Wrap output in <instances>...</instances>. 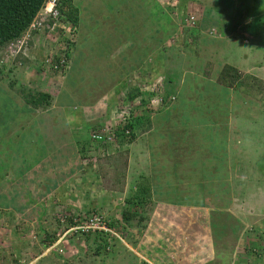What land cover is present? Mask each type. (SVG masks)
I'll return each mask as SVG.
<instances>
[{"label":"rangeland","instance_id":"rangeland-1","mask_svg":"<svg viewBox=\"0 0 264 264\" xmlns=\"http://www.w3.org/2000/svg\"><path fill=\"white\" fill-rule=\"evenodd\" d=\"M250 1L261 2L56 0L55 17L44 3L0 46V264H148L150 195L144 179L125 184L129 146L158 128L169 146L183 133L208 153L215 112L234 159L213 186L208 264H264V83L229 65L224 47L255 13ZM124 110L131 139L118 133L108 154L96 146L84 170L90 134Z\"/></svg>","mask_w":264,"mask_h":264},{"label":"crops","instance_id":"crops-1","mask_svg":"<svg viewBox=\"0 0 264 264\" xmlns=\"http://www.w3.org/2000/svg\"><path fill=\"white\" fill-rule=\"evenodd\" d=\"M252 4L255 13L245 20L247 26L225 38L226 61L264 83V0ZM243 29L247 33H243ZM156 79L157 75L152 80ZM183 85L191 87L190 84ZM226 99L220 97L224 103ZM229 112L231 114L230 107ZM228 114V111L224 113L225 116ZM220 115L215 112L209 117V121H218V124H212L214 129L210 137H219V140L215 142L217 147L207 149L208 153H193L186 144L190 137L183 133L171 139L169 146L166 136L158 134L155 138L154 132L158 128L137 135L129 146L125 184L136 186L137 179H144L148 185L146 195H150L145 197L150 209L145 213L147 218L144 221L149 235L144 237L146 251L142 249L141 252L142 259L148 264H208L214 259L210 202L221 195L218 194L221 190L218 189L217 193L213 186L218 183L222 172L225 174L228 170L231 176V160L234 159L228 154L231 152L230 128L229 131L222 130L219 124L227 118ZM228 116L229 123L231 116ZM146 119L141 116L138 121L146 122ZM174 119L180 121V118ZM166 129L169 128L162 127L159 132L165 133ZM138 175L146 178H135ZM231 200L229 205L236 209V200Z\"/></svg>","mask_w":264,"mask_h":264},{"label":"built area","instance_id":"built-area-1","mask_svg":"<svg viewBox=\"0 0 264 264\" xmlns=\"http://www.w3.org/2000/svg\"><path fill=\"white\" fill-rule=\"evenodd\" d=\"M44 10L46 9L47 5H50L48 11L45 10L48 16L55 17L57 15L55 5L56 0H46ZM184 21L188 25H194L196 22V18L194 14H190L189 16L184 18ZM65 62V56L61 54L57 62H55L52 67L54 69L60 70L61 66ZM130 119L131 117L129 114L124 110L118 114V118L116 122L107 123L105 122L99 130L94 131L90 134L91 139V147H88L89 150L83 158L81 165L84 170H91L96 166L97 157L94 155L95 147L98 146L99 149L105 151L107 154L110 152V146L114 144L115 140L117 139L118 133L122 135L126 141H129L132 137V130L130 129ZM90 221H93L92 219ZM103 228V226H102Z\"/></svg>","mask_w":264,"mask_h":264},{"label":"trees","instance_id":"trees-1","mask_svg":"<svg viewBox=\"0 0 264 264\" xmlns=\"http://www.w3.org/2000/svg\"><path fill=\"white\" fill-rule=\"evenodd\" d=\"M45 2L0 0V46L17 38L30 25Z\"/></svg>","mask_w":264,"mask_h":264},{"label":"bare ground","instance_id":"bare-ground-1","mask_svg":"<svg viewBox=\"0 0 264 264\" xmlns=\"http://www.w3.org/2000/svg\"><path fill=\"white\" fill-rule=\"evenodd\" d=\"M49 8H50V5H47V7H46V9H45V10H46V11H48V10H49Z\"/></svg>","mask_w":264,"mask_h":264}]
</instances>
